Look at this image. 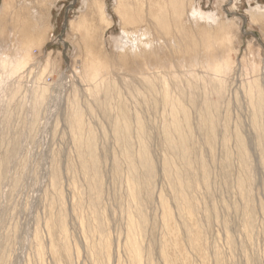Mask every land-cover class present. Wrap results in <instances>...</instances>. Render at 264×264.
<instances>
[{"label": "rangeland", "instance_id": "rangeland-1", "mask_svg": "<svg viewBox=\"0 0 264 264\" xmlns=\"http://www.w3.org/2000/svg\"><path fill=\"white\" fill-rule=\"evenodd\" d=\"M82 1L54 0L44 44L31 47L30 60L17 75L7 78L9 85L18 82L23 87L14 102L9 99L7 115L2 110L6 102L0 96V264H264V26L249 12L254 6L264 8V0H190L195 9L211 13L221 22L231 21L209 48L215 50L209 55L210 62L199 53L195 60L183 54L184 60L175 62L177 52L163 36L166 47L154 45L156 61L138 71H129L116 61L119 18L113 11L114 0H105L112 22L103 31L104 48L98 50L106 80L103 87L97 84L102 87L97 93L91 92L96 83L79 78L86 52L76 30L72 33L69 27L83 10ZM147 12L144 4V16L137 27L146 25L154 31ZM189 19V29L196 33ZM13 27L12 21L0 25L3 31ZM249 47L255 49L253 54ZM182 48L186 49L185 45ZM48 56L52 65L44 69ZM224 60L230 69L223 75L222 85L214 92L213 88L205 91L201 88L205 76ZM251 61L258 64L256 72L249 69ZM38 74L40 79L35 78ZM163 78L170 94L186 109L188 119L182 128L191 179L183 198L162 173L168 157L175 167L182 168L178 154L166 149L162 134L165 110L170 108L162 104L158 90ZM253 79L261 95L256 116L247 90ZM144 81L153 82V93L144 89ZM106 83L118 87L113 95L106 94ZM36 84L47 90L30 129L31 98L26 99L28 104L24 98ZM206 103L213 104V128L201 118ZM122 104L129 119L132 158L136 160L140 146L137 114L144 120L146 150L155 166L149 185L143 183L138 192H132L126 180L123 143L113 132ZM74 106L83 111L84 134L90 129L95 138L100 168L94 182L78 167L68 134L67 119ZM206 128L213 130L212 139ZM239 140L247 148L245 158L239 155ZM8 143L15 144V155L3 165ZM53 166L60 171L56 184L51 182ZM140 215V231L132 235L138 243L134 252L128 236Z\"/></svg>", "mask_w": 264, "mask_h": 264}, {"label": "bare ground", "instance_id": "bare-ground-1", "mask_svg": "<svg viewBox=\"0 0 264 264\" xmlns=\"http://www.w3.org/2000/svg\"><path fill=\"white\" fill-rule=\"evenodd\" d=\"M53 2L54 0H3L0 4V25L4 24L5 22L10 23L11 21L14 25L13 30L10 31H3V29H0V96L2 98V101L5 100L3 102H6V107L2 109L4 115H7V113L9 112V110H7L9 107V99L12 98L14 102V98L16 97L17 93L21 91L20 89L22 87L18 82L16 84L14 82L13 84L15 85H9L7 83V78L10 76L13 77V74L17 75V71L24 67L27 61L30 60L32 54L31 47H38L44 44L47 38V32L51 27L49 25V17L51 15L50 9L54 5ZM82 3H84L83 10H80L77 17L69 22V27L71 32H74V30H76V33L79 36L80 44L83 46L86 52L85 57L82 61H80L82 74H80L79 78L82 81H92L96 83L93 88L90 89L92 93H97L101 91V88L104 84L103 82L106 80H103L104 77L102 76V72L104 65L101 61L102 58H100L98 50L99 48H104L102 38L105 32L103 31L111 24L112 19L106 13L105 0H83ZM144 4H146L148 11L147 14L152 22V25L154 26V31L151 30V27H147L146 25H143V27L138 26L140 27V29L137 27L140 21H142V17L144 16H142L141 14V9ZM113 11L119 18V26L121 31L114 43L116 61L122 63V65L124 64V66L128 68L129 71H138L141 69V67H144L145 64L147 65V63L150 62L151 64H153L154 61H156L154 60V45H159V47L165 48L166 45L164 44L166 43L164 41L166 39L163 41V36L169 38V40L167 39V44L175 48L174 51L177 52V54L175 53V62L180 63L181 60H184L185 57H183V54H185V56L190 60H195V56L197 55L196 53H199L200 58L209 63V55L211 56L215 54V50L209 48L222 35L225 24L231 23V21L229 20H225V22L222 21V23L220 20L216 19L213 14H206L198 9H195L194 7H192V3L190 2V0H114ZM249 12L252 18L256 20L259 19L264 26V8L262 6H254L249 10ZM190 17L192 19V23H194L197 29L196 33L192 31V29H189ZM171 23L172 27L169 26ZM171 28L177 32L172 33ZM8 43H10L12 46H8ZM184 45L186 49L182 48V46ZM198 46H200L201 48H198ZM249 48V52L253 54L255 49L252 50L251 47ZM203 60L202 62L200 61V63H203ZM51 65V58L48 56L45 60L44 69L49 68ZM205 65L206 64H204L203 66ZM257 66L258 64L256 61H251L249 63V69L251 70V72H254L257 69ZM229 69L230 65L228 61L224 60V63L222 65L213 68V71H211V73H213L212 76L211 73L207 71L210 74H205L206 76L201 88H204L205 91H210L213 88V92L216 91L214 89H219V87L222 85V78H224L223 75ZM133 74L135 75V73ZM35 78L40 79V74L36 75ZM9 80L10 78L8 79V82ZM18 80H20V78ZM144 83V89L150 94L153 93V82L151 83L149 81H144ZM97 84H101L102 87L98 86ZM247 84L248 93L249 95H251L250 100H252L251 102L253 106V116H256L261 108L259 101L261 96L260 86H258V82L256 79H253ZM32 86L33 87H31L30 90L28 89V94L30 97L27 96V94L26 96L28 98H24V100H29V98H31V100H29V103L31 109L30 112L33 113V116L31 119H29L30 129L33 128V123L36 122V117L39 113L38 111L40 110L38 109V107L40 108L41 103L45 100L44 95L46 94L44 93L47 90L45 86H41L40 84ZM117 88L114 84L110 86L108 85V83H106L104 89H106L105 92L107 94L112 93L113 91L115 92ZM158 90L160 91L159 94L162 96V104L165 105V107L167 106V104L170 105V108L168 110H165V114H167V116H165L166 123L162 131L166 149H168L172 154H174L173 152H176V154H178L180 164L182 166V168L175 167V165L172 164L173 162H171L172 159L168 157L164 161L162 173L163 175L167 176L168 179H171V181L173 182V187L176 189V191L178 190L181 198H183L189 188L188 183H190L191 179L188 177L189 163L186 158L185 149L187 138L182 128V124H188L186 109L180 103L177 96H175L174 94V96H172V94H170V89L167 88V81L164 78L162 79V86ZM130 92H134V90H131ZM76 94L74 93V96H76ZM110 95L111 94H109V96ZM27 100L24 102L27 103ZM212 107L213 104L209 105L208 103H206L204 107L205 111L201 116L203 120H207L209 122L208 124L211 128H213V124L215 121L213 118V114L211 113L213 111ZM0 108H2V106ZM74 108H72L74 111L71 110L72 113L70 115V118L67 119V123H69V129H71L68 134L71 135L75 152H77V158L79 159V162L77 163L78 167H81L86 174L93 177L92 182H94L98 177L100 168L99 162L97 160L98 156L95 152V138L90 129H87V132L85 131L84 134V128L87 126L85 122H83L84 120H82L83 111L78 106H74ZM118 109L120 113L119 116L114 119L116 127H114L113 132L115 133L114 136L116 137V140H119L123 143V146L121 148L123 151V155L125 156L124 158L126 160V166L128 167V178H126V180H129V182L131 183L132 192H138V187L140 185H143V183L145 184V186L149 185L151 181L150 179L154 176L153 173H155V168H153L155 166L151 165L150 161L152 160L149 159V152L148 150H146V135H144L143 128L144 120L142 121L141 117H139L137 114L136 116L134 115L136 117V133L140 138L138 153L136 152L137 158L136 160H134L132 158L130 144L128 141L129 126L127 125L129 119L128 121L126 120V106L122 104ZM181 120L186 122L181 123ZM186 126L188 127V125ZM207 131L210 134V139H212L211 137L213 130L210 131L207 129ZM5 147L4 157L1 163L3 165L6 164L9 160V157L14 154L13 152L15 150V144L8 143ZM237 147L240 157H247V148L244 147L243 143H241L240 140L237 143ZM116 161H114V166L117 168L118 162ZM58 171L59 170H57V168H54L52 173L53 180H51V182L53 181L55 182V184L58 180V175H60ZM242 183H244V180L241 183L239 182V186H243ZM95 187L96 189L98 188V185L96 183ZM137 213L139 212L137 211ZM137 219H139L138 225H131V229L133 230L129 231L128 236L129 246L134 252L136 251L138 243L135 239H133L132 235L140 231V223H142L143 221L141 215L137 216Z\"/></svg>", "mask_w": 264, "mask_h": 264}]
</instances>
